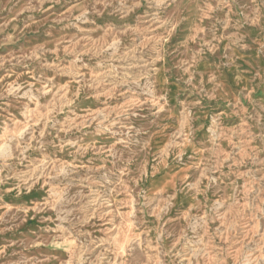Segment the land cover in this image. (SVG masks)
<instances>
[{
	"label": "rangeland",
	"instance_id": "374dc122",
	"mask_svg": "<svg viewBox=\"0 0 264 264\" xmlns=\"http://www.w3.org/2000/svg\"><path fill=\"white\" fill-rule=\"evenodd\" d=\"M0 264H264V0H0Z\"/></svg>",
	"mask_w": 264,
	"mask_h": 264
}]
</instances>
